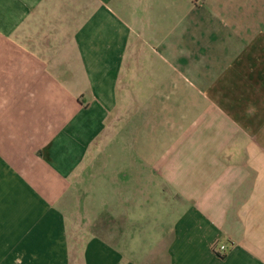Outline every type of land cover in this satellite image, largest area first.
<instances>
[{
	"label": "crops",
	"instance_id": "crops-1",
	"mask_svg": "<svg viewBox=\"0 0 264 264\" xmlns=\"http://www.w3.org/2000/svg\"><path fill=\"white\" fill-rule=\"evenodd\" d=\"M0 264H264V0H0Z\"/></svg>",
	"mask_w": 264,
	"mask_h": 264
},
{
	"label": "built area",
	"instance_id": "built-area-1",
	"mask_svg": "<svg viewBox=\"0 0 264 264\" xmlns=\"http://www.w3.org/2000/svg\"><path fill=\"white\" fill-rule=\"evenodd\" d=\"M226 249L227 247L225 245H221L220 247H218V249H216V251L220 253L221 251H225Z\"/></svg>",
	"mask_w": 264,
	"mask_h": 264
}]
</instances>
